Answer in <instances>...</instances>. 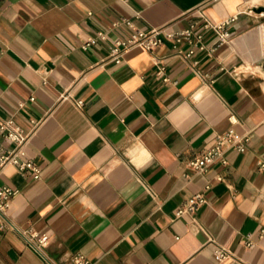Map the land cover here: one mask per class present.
I'll use <instances>...</instances> for the list:
<instances>
[{
	"label": "crops",
	"instance_id": "0c3cea01",
	"mask_svg": "<svg viewBox=\"0 0 264 264\" xmlns=\"http://www.w3.org/2000/svg\"><path fill=\"white\" fill-rule=\"evenodd\" d=\"M122 18L144 30L229 20L231 38L212 56L195 48L183 58L165 42L116 63L105 57L129 32L116 25ZM99 31L105 39L83 49ZM215 40L205 31V45ZM230 114L250 135L245 150L196 175L187 162ZM8 118L41 168L37 179L14 165L0 172V186L17 190L9 218L46 232L54 263L82 252L91 264H264V0H0V120ZM217 174L224 180L206 204L177 217ZM218 246L230 253L219 257ZM0 264L45 262L0 220Z\"/></svg>",
	"mask_w": 264,
	"mask_h": 264
},
{
	"label": "built area",
	"instance_id": "2783aa9c",
	"mask_svg": "<svg viewBox=\"0 0 264 264\" xmlns=\"http://www.w3.org/2000/svg\"><path fill=\"white\" fill-rule=\"evenodd\" d=\"M228 23L229 20L212 23L204 18L200 23H192L181 30H173L169 25L144 30L137 27L131 19L122 18L116 25L126 26L129 32L124 37L118 38L109 47L105 59L119 63L123 60L124 53L133 47H140L145 51L153 52L165 42H169L177 50V55L183 58L191 56L195 52V48L205 50L209 56H212L219 47L231 38V30L228 27ZM207 30H212L216 35V40L209 46L204 44V33ZM98 39H105V33L103 31L97 32L94 37L84 42L82 48L88 49ZM183 42L191 44L192 48L184 52L180 49V44ZM163 71L164 66L158 63L157 73L161 74ZM82 103V100L77 101V105L79 106ZM229 121L230 126L228 128L215 133L210 146L195 154L187 162V166L196 175H206L215 163L227 164L226 154L229 150H245L246 144L250 140V135H239L237 133L234 127L237 123V118L234 114L229 115ZM0 134L3 139L0 141V172L7 165H14L22 175H30L35 179L39 178L41 176V168L32 159L26 158L25 156V148L29 136L24 133L21 126L12 118L0 120ZM223 180V176L220 174L207 179L201 191L193 194L185 203L176 208V216L180 217L186 214L194 216L207 202L206 191L216 182ZM16 194V189L7 185L0 186V220L2 224L17 230L25 238L27 243L41 254L45 264H56L44 253V248L49 242V235L46 232H38L32 228H19L10 220L9 209ZM254 245L251 239L247 240V247H253ZM215 251L219 257H224L230 253L222 246H218ZM71 260L73 264H91V260L82 252L72 254Z\"/></svg>",
	"mask_w": 264,
	"mask_h": 264
}]
</instances>
